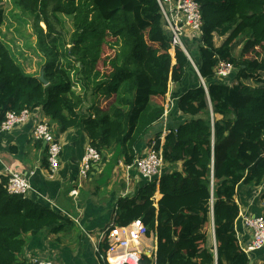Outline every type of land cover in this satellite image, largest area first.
Returning a JSON list of instances; mask_svg holds the SVG:
<instances>
[{
  "label": "trees",
  "instance_id": "trees-1",
  "mask_svg": "<svg viewBox=\"0 0 264 264\" xmlns=\"http://www.w3.org/2000/svg\"><path fill=\"white\" fill-rule=\"evenodd\" d=\"M194 1L201 36L195 51L188 40L184 46L206 90L198 83L180 94L175 109L183 119L168 116L165 127L169 84L180 87L189 69L196 73L180 48L171 58L156 0H17L32 21L47 86L24 73L0 40V124L8 111L40 110L58 124L59 135L82 129L101 157L118 148L127 166L138 157L141 141L161 148L163 165L171 168L159 180L160 199H153L155 183L136 186L117 200L105 227L140 220L156 233L155 257L142 255L139 264L250 262L236 238V190L264 181V0ZM61 14L71 17L69 40L57 28ZM4 18L0 9V28ZM103 46L113 51L103 61L107 74L97 69ZM257 46L262 52L250 57ZM220 60L234 68L231 84L214 79ZM6 183L0 175V264H25L18 257L26 235L58 233L73 224L43 202L9 194ZM260 200L264 205V191ZM212 218L216 253L207 234ZM99 249L100 256L107 244Z\"/></svg>",
  "mask_w": 264,
  "mask_h": 264
},
{
  "label": "crops",
  "instance_id": "crops-1",
  "mask_svg": "<svg viewBox=\"0 0 264 264\" xmlns=\"http://www.w3.org/2000/svg\"><path fill=\"white\" fill-rule=\"evenodd\" d=\"M190 82L188 84H190ZM188 84L185 85V89L195 87L188 86ZM229 84H231V82ZM169 90L170 93L168 97L165 98V104L167 99L171 100V107L167 115L172 118L173 122L181 121L183 117L175 107L178 97L184 90L181 91L182 86L178 87L175 84H169ZM42 120L48 121V119L44 118L42 112L38 110L32 114L25 124L18 125L9 132H0V175L4 173L1 169H4V166H8L11 170L27 177L33 189L28 197L43 202L55 211L62 213L72 221L73 226L80 224L84 238L82 236H77L78 234L67 233L66 229L58 233L47 234L44 239H41V234L38 236L26 235L25 247L18 259L25 264H31V260L34 258L51 260L55 264H100V256L95 252L94 247L99 238V234L111 223L113 212L117 209V200L130 195L136 186H143L147 182L139 177L132 169L129 171L128 177H126L124 171V180L126 182L131 180L133 182L132 188L126 191L124 183L117 187H115L114 184H108L106 189L109 192V200L101 205H94L92 200L94 197H91L89 193L86 192V188L90 187V182L95 181L94 178L96 175L103 173L102 164L104 167L106 166V164H104V158L101 157L100 162L93 164L87 177L81 179L79 176V169L84 149L89 145L88 136L82 129H69L67 132L59 135L57 126L56 133H54L52 129L51 131L61 145L59 157L60 166L57 174L50 179L46 161V145L33 141L30 134L33 126ZM152 135L153 134H151V136ZM163 140L164 138L162 136L160 138V144H162ZM147 149L148 146L146 143L138 145L137 155L140 156L145 154ZM120 162L121 159L119 157L118 163ZM117 167L121 169L123 173V169L119 166ZM84 180H86V182L89 181L86 187L84 186ZM108 180H110V176L107 177V181ZM158 185L156 186V192L153 196L155 202L161 197ZM261 187L253 189H260ZM249 188L251 189V187L244 186L243 184L237 187V203H239L242 208L240 209L242 210L241 212L251 216L258 215L264 212V206L262 209L256 207L254 208L255 211H252L253 204H257L258 199L256 195L251 196V199L249 198ZM72 191H76L77 194L72 195ZM66 200H72L73 205L71 209L66 206ZM259 202L262 203V201ZM212 219L210 224L212 227L211 242L212 245H216ZM73 226L71 228H73ZM235 231L236 238H238L237 240L242 243H248L250 235L248 231L243 228L238 218L235 222ZM92 232H95V236H92ZM65 235H69L67 237L68 242L61 241L62 237ZM153 239H157L156 233L150 231L147 241L148 246H151ZM156 248L154 251L155 253ZM63 252L64 255H61L60 253ZM154 252L152 253L153 257H155ZM145 256L148 257V254L146 253ZM249 261V264H261V262L264 261V248L253 253Z\"/></svg>",
  "mask_w": 264,
  "mask_h": 264
},
{
  "label": "built area",
  "instance_id": "built-area-1",
  "mask_svg": "<svg viewBox=\"0 0 264 264\" xmlns=\"http://www.w3.org/2000/svg\"><path fill=\"white\" fill-rule=\"evenodd\" d=\"M162 14L165 33L169 39V53L174 61L175 48H180L186 55L187 51L184 46L185 40L190 37L199 38L201 36L202 17L199 4L194 0H156ZM171 50V51H170ZM234 68L227 61L220 60L214 70V79L218 82L228 84ZM203 87L204 83L202 84ZM205 89V88H204ZM170 90L168 89L166 97ZM166 105V106H165ZM164 105L163 123L167 120V114L171 107V100L167 99ZM34 112L23 110L20 113L8 111L0 124V132H9L18 125H23L32 116ZM167 131L163 130V138ZM31 138L35 142L44 143L47 150V164L49 178L52 179L59 170V157L61 145L51 131L49 123L46 121L37 122L31 132ZM101 161V155L91 145H87L81 160L79 176L81 179L87 177L92 169L93 164ZM126 177L132 169L136 174L147 183H159L160 171L163 165L161 148L154 149V143L148 147L147 152L135 158L132 165L127 166L123 162L118 163ZM3 176L7 178L5 189L9 194L28 197L32 192V187L27 177L21 175L4 166ZM76 195V191L71 192ZM239 204V203H238ZM240 206V204H239ZM240 210L238 219L243 228L248 231L250 240L248 243H242L238 240L240 250L250 260L253 253L264 248V212L258 215H247ZM147 227L140 220H135L125 226L114 225L99 234L94 250L100 253V246L105 242L107 249L100 254V259L106 264H139L142 255L148 254L149 258H154L152 253L156 248V239H153L151 246H148ZM238 239V238H237ZM213 251L216 253V245L213 244ZM155 253V252H154ZM31 264H55L51 260L34 258Z\"/></svg>",
  "mask_w": 264,
  "mask_h": 264
},
{
  "label": "rangeland",
  "instance_id": "rangeland-1",
  "mask_svg": "<svg viewBox=\"0 0 264 264\" xmlns=\"http://www.w3.org/2000/svg\"><path fill=\"white\" fill-rule=\"evenodd\" d=\"M0 9L3 10L4 14V23L2 27L0 28V40L5 44V46L9 49L11 52L12 56L16 60V62L21 66L22 70L24 73L29 74V75H35L38 76L39 73L41 72L40 68L41 65L43 64L44 59L42 58L40 52L36 48V35L33 29L32 21L30 17H27L23 15V13L20 11L17 5V0H1L0 1ZM58 17L61 20V25L57 26L59 30H62L64 33H66L67 40H69L70 35L73 31L72 29V24H71V17L66 16V15H58ZM40 26L45 29L44 24H40ZM198 39L196 37H190L189 38V46L192 48V51L196 50V46L198 43ZM185 47L187 49V45L185 44ZM171 51V50H170ZM262 52L261 46H257L250 57H254L257 54H260ZM113 55V51L110 50L107 46H103V51L101 55V60L98 62L97 69L103 73L107 74L110 71V68L106 65L103 64V61L106 57H111ZM193 68V67H192ZM194 70V69H193ZM188 73L183 81L182 90L181 91H186L185 85H187L190 80V84L188 86H196L198 83H201L198 75H194L193 71L191 69L188 70ZM196 73V72H195ZM192 74V75H191ZM231 80L229 79L228 83H230ZM202 84V83H201ZM248 84H251L248 82ZM80 87H76V91L80 92ZM183 91V92H184ZM94 96L90 95L89 100H93ZM97 100V105L99 107H105L106 106V99L103 98V96H100L96 98ZM166 106V105H165ZM49 123L50 128L54 133L57 132L56 127L57 123L53 121H46ZM158 125H155L157 127ZM157 128H153L151 130V134L154 133V131ZM147 138H145L144 142L146 141ZM143 145V141H141V144ZM106 166L102 164V174L96 175L94 178L95 181L90 182V187L86 188V192L89 193V195L93 200V204H103L106 201H108V190L106 189V186L108 184H114L115 187L123 185V183L126 186V191L130 190L132 188L133 182L131 180L125 181L124 180V170L122 173L121 169H118V159H119V149L114 148L110 149L107 151H104L102 154ZM122 162V161H121ZM170 166H165L162 165L161 171H160V177L164 175L166 171H169ZM3 172V168L1 169ZM110 176V180L107 181V177ZM122 176V177H120ZM84 186H87L86 180L83 181ZM97 185V187H96ZM261 187V186H260ZM248 191L250 192L249 198L251 199V196L256 195L257 204H253L252 211L254 212V208H263V203L259 202L261 193L264 191V182L262 184V187L260 189L254 190L253 188H249ZM240 197V196H239ZM72 200H66V206L69 207L70 209L72 208ZM98 206V205H96ZM112 208V206H111ZM240 209H242L240 207ZM83 221V218H82ZM67 233H73V234H78L77 236H83V231L82 227L79 225H74L73 228H68L66 229ZM207 234L210 240H212V227L209 226L207 228ZM47 236V234L43 233L41 234V239H44ZM69 235H65L62 237L61 241L62 242H68V237ZM92 236H95V232H92ZM61 255H64L63 253H60ZM38 257V256H36ZM33 258V257H31ZM30 258V259H31ZM262 263V262H261Z\"/></svg>",
  "mask_w": 264,
  "mask_h": 264
},
{
  "label": "water",
  "instance_id": "water-1",
  "mask_svg": "<svg viewBox=\"0 0 264 264\" xmlns=\"http://www.w3.org/2000/svg\"><path fill=\"white\" fill-rule=\"evenodd\" d=\"M186 56H187L188 59L190 60V62H191V66L193 67V69H194V71L196 72V74L198 75V77H199L201 83L203 84L204 82H203V80L201 79V77H200V75H199V73H198L196 67L193 65L192 60L190 59V57H189L188 55H186ZM37 79H38V80H39L44 86H47V85H48V82L44 79V76H43V72H42V71L40 72L39 76H37ZM212 226H214V224H213V219H212ZM214 237H215V236H214Z\"/></svg>",
  "mask_w": 264,
  "mask_h": 264
},
{
  "label": "clouds",
  "instance_id": "clouds-1",
  "mask_svg": "<svg viewBox=\"0 0 264 264\" xmlns=\"http://www.w3.org/2000/svg\"><path fill=\"white\" fill-rule=\"evenodd\" d=\"M185 54V53H184ZM188 54V53H187ZM186 55V54H185ZM189 56V55H188ZM193 65L195 66V64L193 63ZM196 67V66H195ZM197 69V68H196ZM170 84H172V83H170ZM203 86V85H202ZM204 86H205V84H204ZM205 88V87H204ZM169 89V88H168ZM205 90H206V88H205ZM3 176V175H2Z\"/></svg>",
  "mask_w": 264,
  "mask_h": 264
}]
</instances>
